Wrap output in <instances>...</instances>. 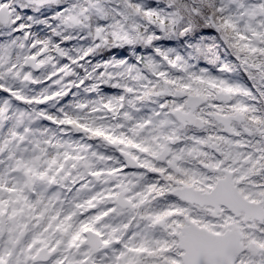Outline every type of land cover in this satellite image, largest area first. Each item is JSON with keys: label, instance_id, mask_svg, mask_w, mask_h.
<instances>
[{"label": "snow or ice", "instance_id": "snow-or-ice-1", "mask_svg": "<svg viewBox=\"0 0 264 264\" xmlns=\"http://www.w3.org/2000/svg\"><path fill=\"white\" fill-rule=\"evenodd\" d=\"M13 7H21L19 0L11 6L8 0H0V28L10 27L7 39L0 35V264H237L238 260L239 264H264V108L258 102L214 105L209 120L177 105L172 110L178 114L176 126L168 133L152 135L153 143L113 136L69 116L58 120L47 111L26 112L14 105H44L69 94H25L29 83L43 82L34 79L31 71L44 63L39 57L52 51L68 61L48 74L50 80L61 73L71 74V65L78 61L61 44L33 38L22 17L13 16ZM259 7L264 12V3ZM225 25L235 28L229 20ZM252 35L260 38L255 31ZM235 46L264 54V47L250 43ZM241 63L247 65L252 86L215 79L202 82L229 97L264 99V65ZM253 68L255 75L250 71ZM104 107L111 110V105ZM33 116L75 126L111 144L130 146L144 158L123 148L120 151L144 172L125 176L123 167L91 170L84 163L87 172L72 176L64 161L85 158L69 151L63 152L62 161L59 153L49 158V148L63 145L52 138L41 139L50 130L33 129ZM147 123L137 127L143 129ZM188 127L200 134L187 135ZM85 174L104 185L108 184L104 177L116 178V183L82 200L81 193L90 190L89 184L76 189L70 184L84 180ZM53 186L73 195L50 191ZM137 187L140 190L133 191ZM162 199L174 202L158 203Z\"/></svg>", "mask_w": 264, "mask_h": 264}, {"label": "clouds", "instance_id": "clouds-1", "mask_svg": "<svg viewBox=\"0 0 264 264\" xmlns=\"http://www.w3.org/2000/svg\"><path fill=\"white\" fill-rule=\"evenodd\" d=\"M14 2L8 0L10 6ZM262 3L264 0H19L21 7L11 8L12 14L21 16L30 26L32 37L61 44L67 55L78 62L71 65V74L61 73L50 80L48 74L68 61L52 51L39 57L44 63L31 71L34 79L43 82L29 83L25 94L36 97L63 91L69 94L44 105L14 107L30 113L47 111L58 120L69 116L113 136L124 135L148 143H153L152 135L168 133L176 126L178 114L172 110L177 105L187 113L209 120H212L209 114L216 110L214 105L258 102L264 108V99L253 101L240 94L229 97L202 82L215 79L217 83L224 80L234 85H253L245 71L247 65L241 62L264 65V54L240 51L235 45L239 42L264 47V12L259 7ZM8 12V8L4 9L5 16ZM225 20L235 24V28L225 25ZM9 31L10 27L0 28V35ZM253 31L260 33V38L253 36ZM237 33L250 39L241 40ZM49 56L54 59L50 61ZM250 71L257 74L254 68ZM81 80L84 81L81 86H74ZM184 84L189 87L181 88ZM106 104L111 105V110L104 107ZM125 113L129 114L128 118ZM145 121L149 123L143 129L137 127ZM31 127L49 129L48 135L41 139L52 138L63 145L59 149L49 148V158L59 153L58 159L62 161L64 151L85 158L64 161L72 176L87 172L82 167L84 163L91 170L123 167L125 176L144 172L120 151L123 148L144 158V154L130 146L111 144L75 126L52 124L35 116ZM184 131L187 135L200 134L191 127ZM79 148L83 151H78ZM99 156L110 159L101 160ZM73 163L77 168H71ZM156 163L159 166L160 162ZM104 179H108L107 185L85 174L84 180L77 184L68 183L72 189L85 182L89 184L90 190L81 193L83 200L116 183V178ZM139 190V187L133 189ZM50 191H60L69 198L73 195L57 186ZM246 256L245 253L242 258Z\"/></svg>", "mask_w": 264, "mask_h": 264}, {"label": "rangeland", "instance_id": "rangeland-1", "mask_svg": "<svg viewBox=\"0 0 264 264\" xmlns=\"http://www.w3.org/2000/svg\"><path fill=\"white\" fill-rule=\"evenodd\" d=\"M106 91H112L111 89H106ZM68 98H70V97H66L65 99H68Z\"/></svg>", "mask_w": 264, "mask_h": 264}]
</instances>
